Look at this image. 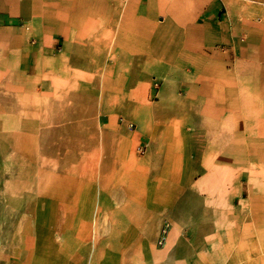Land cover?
Returning a JSON list of instances; mask_svg holds the SVG:
<instances>
[{"label":"crops","instance_id":"1","mask_svg":"<svg viewBox=\"0 0 264 264\" xmlns=\"http://www.w3.org/2000/svg\"><path fill=\"white\" fill-rule=\"evenodd\" d=\"M261 220L264 0H0V264H264Z\"/></svg>","mask_w":264,"mask_h":264},{"label":"built area","instance_id":"2","mask_svg":"<svg viewBox=\"0 0 264 264\" xmlns=\"http://www.w3.org/2000/svg\"><path fill=\"white\" fill-rule=\"evenodd\" d=\"M167 230H168V225L166 224L161 229V234H160V237L158 239V243H160V244H163L164 243L165 236L167 234Z\"/></svg>","mask_w":264,"mask_h":264},{"label":"rangeland","instance_id":"3","mask_svg":"<svg viewBox=\"0 0 264 264\" xmlns=\"http://www.w3.org/2000/svg\"><path fill=\"white\" fill-rule=\"evenodd\" d=\"M261 223H262V225H264V220H261L260 221ZM158 243V242H157ZM159 245H162V244H160V243H158Z\"/></svg>","mask_w":264,"mask_h":264}]
</instances>
